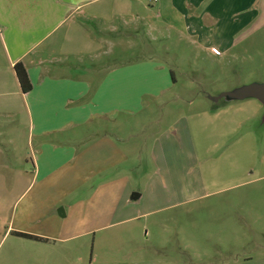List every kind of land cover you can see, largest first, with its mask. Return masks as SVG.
<instances>
[{"label":"crops","instance_id":"crops-1","mask_svg":"<svg viewBox=\"0 0 264 264\" xmlns=\"http://www.w3.org/2000/svg\"><path fill=\"white\" fill-rule=\"evenodd\" d=\"M140 26L171 28L222 56L242 33L264 28V0H0V233L26 255L70 264L66 256L78 246L93 240L105 247L112 229L133 244L136 221L178 204L135 199V169L125 167L133 151L141 160L148 142L141 135L154 122L156 102L176 85L153 60L111 68L104 62L108 37L136 38ZM18 63L32 84L27 94ZM200 104L195 120L174 114L186 139L154 138V151L167 140L158 151L182 157L190 121H235L225 109ZM120 114L137 118L128 136L121 130L131 121ZM112 121L117 130L110 134Z\"/></svg>","mask_w":264,"mask_h":264},{"label":"rangeland","instance_id":"rangeland-1","mask_svg":"<svg viewBox=\"0 0 264 264\" xmlns=\"http://www.w3.org/2000/svg\"><path fill=\"white\" fill-rule=\"evenodd\" d=\"M241 35L222 56L171 28L140 26L136 38L108 37L104 62L110 68L153 60L176 82L174 90L156 102L160 107L154 122L141 135L152 144L143 145L138 164L133 151L125 167L135 169L132 194H142L144 205L178 204L136 221L133 244L122 230L114 229L107 232L105 247L95 248L93 236L83 239L88 244L92 240L91 245L78 246L66 256L70 264H264V106L255 99L218 103L211 99L264 84V28ZM200 103L227 110L235 121L225 125L203 121L199 126L190 121L182 157L158 151L168 148L167 140L157 143L154 151V138L177 143L186 139L174 114L181 111L186 119L195 120ZM119 117L131 121L122 128L124 135L136 130L137 118ZM149 118L142 117L146 123ZM109 124L111 134L115 122ZM152 179L156 184L148 186ZM3 235L0 264H51V257L26 255L13 243L16 240Z\"/></svg>","mask_w":264,"mask_h":264},{"label":"water","instance_id":"water-1","mask_svg":"<svg viewBox=\"0 0 264 264\" xmlns=\"http://www.w3.org/2000/svg\"><path fill=\"white\" fill-rule=\"evenodd\" d=\"M215 103H218L222 99H226L227 102L244 101L248 99L258 100L264 106V84H251L243 86L235 91L223 93L216 98H211ZM264 121V116H263ZM135 199L138 198V194H134Z\"/></svg>","mask_w":264,"mask_h":264},{"label":"trees","instance_id":"trees-1","mask_svg":"<svg viewBox=\"0 0 264 264\" xmlns=\"http://www.w3.org/2000/svg\"><path fill=\"white\" fill-rule=\"evenodd\" d=\"M14 71L16 73V77L18 79V82L20 84L21 90L24 94L29 93L32 90V84L30 82L28 73L26 71V68L22 63H18L14 67ZM17 236L32 239V240H39L43 241L44 239H40L38 237H33L31 235L22 234V233H16Z\"/></svg>","mask_w":264,"mask_h":264}]
</instances>
